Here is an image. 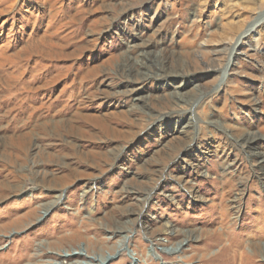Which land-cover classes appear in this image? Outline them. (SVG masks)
<instances>
[{
    "label": "rangeland",
    "instance_id": "374dc122",
    "mask_svg": "<svg viewBox=\"0 0 264 264\" xmlns=\"http://www.w3.org/2000/svg\"><path fill=\"white\" fill-rule=\"evenodd\" d=\"M254 1L0 0V264H264ZM189 41L207 50L186 76L116 71L130 49L156 67ZM177 92L189 102L131 134L127 109ZM231 132L255 140L230 148Z\"/></svg>",
    "mask_w": 264,
    "mask_h": 264
},
{
    "label": "bare ground",
    "instance_id": "6f19581e",
    "mask_svg": "<svg viewBox=\"0 0 264 264\" xmlns=\"http://www.w3.org/2000/svg\"><path fill=\"white\" fill-rule=\"evenodd\" d=\"M254 2L257 3V5H258V3L260 1L255 0ZM260 4H264V2H260ZM55 12H56V10H55ZM241 22H242V20H241ZM242 24L244 26V23H242ZM228 30L231 32V33L229 32V34H233V35L238 32V30L233 29V28H232V30H230V29H228ZM190 39L192 41V38H190ZM191 41H189V42H191ZM256 41H257V43H259V39H257ZM89 44L90 43L88 42L87 45H89ZM194 44H195V42H191L190 43L191 46L189 48L182 49L178 53L175 51H172V50H168L166 47V48H162L161 53L158 55H152L151 54L158 61V65L156 67H155V64H153L152 61L148 60L147 57L145 56V55L150 56V54H148V51H141V52L136 53L130 49L129 51H127L124 54V56L120 60V63L118 64L116 71L122 78H126L129 82L143 81L148 76L152 75L153 73L156 74L159 71H160L161 75L174 73L175 75L179 74L181 76H186L190 71H192V69L193 70L196 69L197 66L202 63V59L197 54V51L195 52V49H199V51H201L203 53H206V50H207L206 47H204V46L198 45L197 48H196V46L193 47ZM80 47H81L80 51L85 48V46H80ZM223 53H224V51H223ZM216 59L218 60V58H216ZM212 68L215 71L216 70L221 71L219 64L213 65ZM69 69L70 68L67 67L64 70L65 75L68 73ZM95 71H96V68H91L86 73L82 74L81 78L85 80L88 77H90L92 74L95 75ZM136 90H137L136 87L133 86L130 90L125 91V92L126 93L127 92L136 93ZM134 96L136 99H141V97H137V95H135V94H134ZM186 101L189 102L188 99H186L181 92H177L171 99H169L167 101H161L157 104L152 103V102L146 103L145 101L143 103H135L129 109H127V113L124 116L125 122L128 123L129 131L131 132V134L135 133V135H136L139 129L143 130L146 126H148V124H149V123H147L148 120H150V119L155 120L156 119L155 115L158 113V112H155L156 111L155 109H157L156 107L160 106L161 109L163 107L168 108V109L172 108V110H173L172 112L177 113V107H179L183 102H186ZM190 112H191V114H195L192 109L190 110ZM178 113H180V112L178 111ZM158 114H160V113H158ZM161 115H163V114L161 113ZM157 116H159V115H157ZM171 116H172V114H171ZM191 118L192 119H190V121H188L187 125H188V127H190L193 130L194 121H193V117H191ZM110 132L115 133L116 130L114 128L110 127V130L108 133H110ZM131 134H129V136ZM227 136H228L227 144L230 148H232V147L233 148H240V149H244L245 147L249 148L251 141L255 140L254 136H249V135H246L245 133H232L231 132V133H227ZM187 142L190 143V141H187ZM116 154H117V152H116ZM173 159H174V157L172 156V154L171 155L169 154V156L164 157V159H162L160 163L157 162V165L159 166L161 164V166L165 167V165L170 160H173ZM251 160L257 161L256 156H252Z\"/></svg>",
    "mask_w": 264,
    "mask_h": 264
}]
</instances>
